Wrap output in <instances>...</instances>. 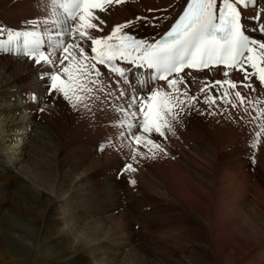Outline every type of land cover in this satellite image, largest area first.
<instances>
[{
	"label": "bare ground",
	"instance_id": "bare-ground-1",
	"mask_svg": "<svg viewBox=\"0 0 264 264\" xmlns=\"http://www.w3.org/2000/svg\"><path fill=\"white\" fill-rule=\"evenodd\" d=\"M183 2L127 0L106 13H98L107 24L102 26L103 32L94 35H106L113 25L140 15L156 18L155 29L141 21L134 29L126 31L139 39L155 38L167 27ZM3 3L0 5V28L5 29V40L8 30H22L25 21L35 24L33 18L46 13L51 15L43 0H6ZM187 72L191 74V90L197 94L205 77L209 80L225 79L215 70ZM228 78L240 81L242 74L232 71ZM252 83L257 93L264 96V90L255 78ZM44 88L32 61L21 54L0 51V102L7 100L6 104L0 103V115H3L0 117V133L5 140L11 135H22L20 143L12 145L13 152L9 155L14 167L24 159L29 165L28 173L19 170L13 174L1 165L2 153L10 146L0 147V264H92L101 246H106L111 256L108 264L114 263L127 248L126 239L131 235V229H123V235L117 233L116 228H125L126 224L130 227L127 220L130 216L122 211L108 219L103 217L110 204L108 191L116 199L113 194L115 183L129 182L130 177L141 184V194L150 193L153 199L164 202V212L155 216H174L170 221L177 224L176 229L182 230L183 234L190 233L198 243L210 248V257L213 255V258L208 264H264V183L259 184L241 161L231 160V149H214L205 143L199 147L190 143L192 139H183V135L182 148L178 144V149L173 150L171 144L168 143L172 148L165 143L168 154L164 158L169 163L163 164V168L155 163L157 157L148 158L134 164L135 172L120 174L128 159L126 155H118L112 147L113 126L118 121L108 124L102 136L72 147L67 135V103L56 97L54 99L59 104L49 102L40 106L39 98L45 96ZM213 91L215 93V89ZM17 126L19 132H13ZM31 133L32 147L25 145L26 135ZM27 147V153H22ZM90 148L95 153L93 156L87 151ZM248 156L257 158L258 152H250ZM260 156L262 166L264 150L260 151ZM102 173L106 182L99 188L101 182L96 179ZM259 175L264 179L262 167ZM102 188L105 190L101 194L99 190ZM148 199L151 201L150 197ZM131 205L132 208L140 205L142 211H151L148 202L137 204L135 201ZM64 211L67 219L61 216ZM146 213L151 215V212ZM87 217L94 219L83 223ZM76 231L80 234L77 235ZM112 241L118 246L114 252L109 251L108 246ZM89 251L94 253L90 256L92 261L84 257ZM195 258L196 264L207 263L201 252ZM124 260L127 264H134L126 256Z\"/></svg>",
	"mask_w": 264,
	"mask_h": 264
},
{
	"label": "snow or ice",
	"instance_id": "snow-or-ice-1",
	"mask_svg": "<svg viewBox=\"0 0 264 264\" xmlns=\"http://www.w3.org/2000/svg\"><path fill=\"white\" fill-rule=\"evenodd\" d=\"M126 2L43 0L51 15L8 30L6 40L0 28V51L32 61L45 96L62 98L86 119L114 114L113 150L131 161L120 174L135 172L134 164L144 159L166 156L164 142L177 136L183 118L193 111L250 126L249 147L258 150L264 96L252 80L264 90V0H184L158 38L139 39L126 31L141 21L155 29L156 18L140 15L113 25L106 35H94L107 24L98 13ZM186 69L219 71L225 79L205 77L198 94L192 93ZM232 71L242 79L228 78Z\"/></svg>",
	"mask_w": 264,
	"mask_h": 264
},
{
	"label": "rangeland",
	"instance_id": "rangeland-1",
	"mask_svg": "<svg viewBox=\"0 0 264 264\" xmlns=\"http://www.w3.org/2000/svg\"><path fill=\"white\" fill-rule=\"evenodd\" d=\"M3 2H6V0L3 1L0 0V5H2ZM191 92L193 93L192 90ZM211 94L215 95L213 90ZM40 98L42 99H39V104L42 107H44V105L45 106L48 105L49 102H53L54 104H59L56 99L50 96H44ZM2 100H4V102L1 101L0 103L6 104L7 100L6 99H2ZM58 107H60V105H58ZM58 107L54 106V109L58 110ZM198 107L200 108L201 111H204L206 106L203 103H198ZM67 111L69 114L68 115L69 128L67 127V130H69V134L67 135L69 136L68 138L70 141V146L72 147L83 144L81 142L86 143L90 139L93 140V138L102 136V134L106 131V127L108 126V124L116 122L113 113H105L103 115L97 113L96 120L93 122L91 119H86L84 113L82 112L78 113L77 110L75 109L73 110L68 105H67ZM190 114L186 115L183 118L182 124L178 126L177 136L175 137L169 136L170 139L172 138L175 141L173 142L172 139L170 141V139L168 138V140L165 141L164 143L171 144L173 148L171 147V145L169 144L168 145L173 150H175L178 149V144H181L179 145V148H182L183 139L188 138L189 141L192 139L190 143H193L194 145L197 144L196 146L199 147H202L203 144L205 143V144H209L210 147L214 149L215 148L223 149L225 147L226 149H231V160L241 161L242 164H244L243 166L245 167V169L248 170L251 174H253L251 176L252 177L254 176L259 184H262V182L264 183V179H262V177H260L259 175V171L261 167L264 169V165L260 166L261 164L260 151L264 150V136L261 137L262 143L259 149L258 150L251 149L249 147L251 143L250 134L252 133V128L250 126L248 128H245L242 122L237 124L229 120L226 116H219V115L206 116V115H200L196 111H193ZM2 116L3 115L1 114L0 117ZM111 119L113 120L111 121ZM108 121L111 123H108ZM19 130L20 127L17 126L12 131L18 133ZM32 131H34V127ZM183 135L184 137L183 139H181ZM26 136L27 139L25 141L26 143L25 145H29L30 147H32V143H31V139H32L31 137H33L32 133L27 134ZM3 137L4 135L1 132L0 147L4 149L8 145L10 147L5 151H3L2 154L4 158L1 162V165L5 169L10 170L13 174H16L19 170L21 172L28 173L27 168L29 165H26V163L28 162L27 160L24 159L26 163L24 161L19 164L17 163L15 167L12 165V161H11L12 158L11 153L13 152L12 145H16L20 143L21 139L19 138H21L22 135H17V136L11 135L6 139L7 141L5 140V138L3 139ZM11 138H13V140ZM155 138L159 140L158 137ZM177 141H179L180 143ZM28 150L29 147H27L24 151H22V153L23 152L27 153ZM91 150L92 149L90 148L87 151H90L89 153L93 156L95 153L93 152V150L92 151ZM256 151L258 152L257 158L248 156L250 152L255 153ZM20 157H23V155ZM156 157L157 159H154V161L155 163H157V166H159L160 168H163L162 167L163 164L165 165V163H169V161L164 158V155L158 154ZM32 159L33 158H31L30 161ZM262 159L264 162L263 156ZM127 162L129 161L127 160ZM107 175L109 176V174ZM103 179H105V174L103 173L102 175H100V177L96 179L97 182H101L102 184V185L101 184L98 185L99 188H101L106 182L103 181ZM132 179L133 178L131 177L129 178V180ZM135 182H136L135 185H132L128 181L127 182L117 181L114 185V188L116 187L114 190L115 193H113L116 199H114V197L111 195L112 193L108 191L109 196H107V200L110 201V204L107 206L108 209H106L107 212L106 214H104L103 218L106 217L108 219V217L116 216L119 215L122 211L123 212L126 211L130 216L129 217L130 219H127L130 224V227L126 224L125 228L119 226L118 229L116 228V230L118 231L117 233H122L124 235L125 232L123 229H131L130 231L131 235H129L128 239H126L128 241L127 248L125 247V249L122 250L123 252V253L121 252L122 255L117 256L116 258L117 260L112 264H127V260H124L125 256L129 259H132L134 261V264H196L197 258H195V255L198 254V252L202 253L204 261L207 262L205 264H208V262L211 261L213 258V255L212 257H210V252H211L210 248L207 247L206 244L198 243L197 239L194 238L190 233L186 232L185 234H183L182 230L176 229L177 224L175 223L173 224L170 221V219L174 218V216H171L170 214L167 215L170 217L155 216L157 214L161 215V213L164 212L162 210V206L164 202L160 199H156V198L153 199V196L150 193H144L146 195L141 194L142 192L140 189L141 184H138V181ZM104 190L105 188H102L99 191L102 194ZM148 197H150L151 201L148 199ZM139 200L142 201V203H140ZM135 201L137 204H144L145 202L150 203L148 207L149 210L151 211H146V210L142 211L143 207L142 209L139 208L141 207L140 205H138V207L133 206L135 208H132L131 202H135ZM56 206L59 207L60 204H57ZM165 206H167V204H165ZM58 212H62V210L58 209ZM64 212L61 213V216L62 217L64 216L67 219L68 215L66 212L65 213ZM146 212H151V215H147ZM93 219H94L93 217L84 218L83 223L90 222ZM70 223L71 222H69L68 224ZM76 234L79 235L80 234L79 231H76ZM108 246L111 248L109 250L111 252H114L118 248V246H116L115 241H112ZM105 247L106 246L98 247L99 253L96 257V260L92 261V259H90V256L94 254V253H90V251L85 252L84 257L85 258L89 257V259L87 260L92 261L91 262L92 264L95 263L108 264V260H110L111 256L109 255V253L107 252L108 250L105 249Z\"/></svg>",
	"mask_w": 264,
	"mask_h": 264
}]
</instances>
